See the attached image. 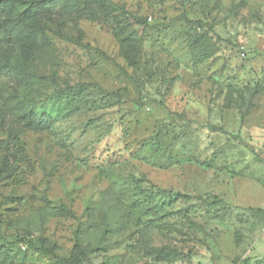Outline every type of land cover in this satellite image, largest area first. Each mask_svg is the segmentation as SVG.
<instances>
[{"label":"rangeland","instance_id":"1","mask_svg":"<svg viewBox=\"0 0 264 264\" xmlns=\"http://www.w3.org/2000/svg\"><path fill=\"white\" fill-rule=\"evenodd\" d=\"M48 1L0 0V264H264V0Z\"/></svg>","mask_w":264,"mask_h":264},{"label":"trees","instance_id":"2","mask_svg":"<svg viewBox=\"0 0 264 264\" xmlns=\"http://www.w3.org/2000/svg\"><path fill=\"white\" fill-rule=\"evenodd\" d=\"M48 2L51 3L54 2V0H49ZM101 2L108 11L127 14V12L125 11V9H123V7L114 3L112 0H101ZM6 8L7 7L5 6V4L3 5L0 3V15L6 12ZM2 150L3 153H1ZM21 154H22V147L20 141L16 137L8 136L6 141L0 140V160H5L7 155L12 157H17ZM248 209H252V207H249ZM78 230L76 231V238L79 241L80 235ZM152 253L155 254L156 257H159L161 255L167 256L169 254V251L168 249H166V247H160V248H152ZM84 258H85V249L83 248L82 245L76 242L75 252L72 256V260L68 261L69 263L67 264H85Z\"/></svg>","mask_w":264,"mask_h":264}]
</instances>
